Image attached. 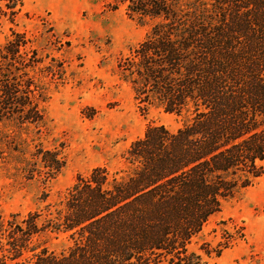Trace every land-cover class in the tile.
<instances>
[{
    "label": "trees",
    "instance_id": "obj_1",
    "mask_svg": "<svg viewBox=\"0 0 264 264\" xmlns=\"http://www.w3.org/2000/svg\"><path fill=\"white\" fill-rule=\"evenodd\" d=\"M117 1L159 19L120 77L186 121L148 126L128 170L79 175L49 218L0 212V264H201L192 240L264 171V0ZM46 231L67 234L68 250L50 251Z\"/></svg>",
    "mask_w": 264,
    "mask_h": 264
},
{
    "label": "rangeland",
    "instance_id": "obj_2",
    "mask_svg": "<svg viewBox=\"0 0 264 264\" xmlns=\"http://www.w3.org/2000/svg\"><path fill=\"white\" fill-rule=\"evenodd\" d=\"M158 18L128 1L0 0V212L54 215L79 175L129 169L127 150L150 125L186 118L147 108L119 64ZM14 40L20 44H9ZM264 170V161H263ZM65 252L67 234L39 236ZM201 264H264V171L226 197L190 244Z\"/></svg>",
    "mask_w": 264,
    "mask_h": 264
}]
</instances>
